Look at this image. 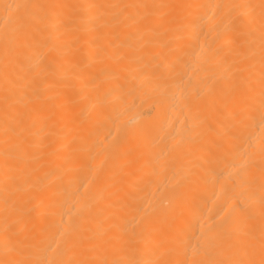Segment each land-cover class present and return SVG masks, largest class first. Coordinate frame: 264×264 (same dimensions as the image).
<instances>
[{"label": "bare ground", "instance_id": "obj_1", "mask_svg": "<svg viewBox=\"0 0 264 264\" xmlns=\"http://www.w3.org/2000/svg\"><path fill=\"white\" fill-rule=\"evenodd\" d=\"M0 264H264V0H0Z\"/></svg>", "mask_w": 264, "mask_h": 264}]
</instances>
